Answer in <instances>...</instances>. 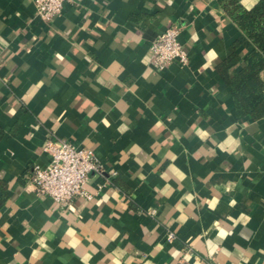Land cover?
Listing matches in <instances>:
<instances>
[{"label":"crops","instance_id":"crops-1","mask_svg":"<svg viewBox=\"0 0 264 264\" xmlns=\"http://www.w3.org/2000/svg\"><path fill=\"white\" fill-rule=\"evenodd\" d=\"M259 2L73 0L45 24L0 0V264H264V119L218 71L253 50L232 4ZM171 27L189 63L160 71ZM48 140L93 151L91 199L37 196Z\"/></svg>","mask_w":264,"mask_h":264},{"label":"built area","instance_id":"built-area-1","mask_svg":"<svg viewBox=\"0 0 264 264\" xmlns=\"http://www.w3.org/2000/svg\"><path fill=\"white\" fill-rule=\"evenodd\" d=\"M36 16L45 24L63 14L65 6L73 0H32ZM52 24V23H51ZM180 30L171 27L156 36L152 42V65L163 71L173 64L185 66L189 56L179 41ZM44 151L50 156L46 168L34 166L30 182L39 198L48 197L59 206L72 203L76 198L91 199L84 186L92 174H101L102 166L93 151L78 148L67 140H48ZM174 239L169 234L168 240Z\"/></svg>","mask_w":264,"mask_h":264},{"label":"trees","instance_id":"trees-1","mask_svg":"<svg viewBox=\"0 0 264 264\" xmlns=\"http://www.w3.org/2000/svg\"><path fill=\"white\" fill-rule=\"evenodd\" d=\"M232 5L230 15L253 50L243 60L242 69L233 75L230 71L242 61L236 54L223 62L218 71L232 88L237 116L259 121L264 119V0L250 11L242 10L236 3Z\"/></svg>","mask_w":264,"mask_h":264}]
</instances>
